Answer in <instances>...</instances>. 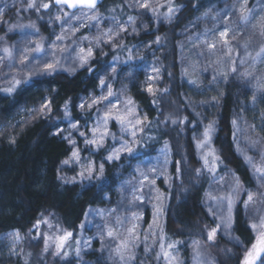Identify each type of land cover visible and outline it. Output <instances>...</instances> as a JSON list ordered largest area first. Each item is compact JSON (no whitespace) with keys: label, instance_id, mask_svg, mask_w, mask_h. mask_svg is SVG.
Listing matches in <instances>:
<instances>
[{"label":"trees","instance_id":"1","mask_svg":"<svg viewBox=\"0 0 264 264\" xmlns=\"http://www.w3.org/2000/svg\"><path fill=\"white\" fill-rule=\"evenodd\" d=\"M209 1L211 0H174L173 6L183 7L166 24L164 8L153 15L145 9L126 8L123 0H105L99 7L102 12L108 14V9H112L114 16L130 23L132 29L135 28L133 34L124 36V47L96 56L89 65L74 72L60 67L51 75L39 76L12 96L0 92V237L11 231H19L23 237L16 252L4 254L0 246V264H25L26 260L27 264H76L74 246L80 235V225H83L87 212L99 202L104 192V183L95 180L88 187L82 188L78 183L64 184L58 179L60 164L71 153L67 140L60 134L56 135L57 130L69 122L63 119V104L65 101L70 102L74 120L84 118L88 121L89 114L82 112L78 105L82 96L90 91H97V73L111 65L114 60L125 56L130 48L151 44L157 36L162 38L161 43L157 44L160 51L161 77L158 87H167L169 91L159 97L158 104H153V97L138 87L133 88L130 93L138 108L152 121V126L144 129L139 155L154 152L164 146V141H168L171 146L172 183L167 190L169 198L165 203L162 244L167 246L179 241L169 251L181 252L183 257L188 258L185 264H190L194 241H199L203 250L206 246L208 250L205 249V253L215 257L221 264H243L246 252L258 239L257 232L249 226L257 219V214L252 210L245 214L242 206L238 205L230 235L221 231L217 242L208 245L206 230L215 226V222L203 204L211 179L226 169L235 172L246 188H255L258 182L253 176L252 168L237 152L232 138L234 129L231 120L239 108L236 101L238 86L233 78L228 79L218 102L213 101L209 107L218 128L213 144L224 157V162L214 175L205 173L198 183H193V169L202 162L194 151L192 139L195 116L183 98L185 83L181 76L179 42L181 36L188 32V26L197 21ZM54 7L49 10H54ZM49 10L28 9L27 0H11L4 4L3 22H0V37H3L0 40V49L12 48L18 36L27 33L40 37L44 43L49 34ZM129 17H135L134 24L129 21ZM30 24H35L39 32L23 27ZM12 25L16 27L9 31ZM0 55L4 54L0 52ZM236 74L238 72L234 73L235 77ZM7 79L8 74L3 67L0 70V87L7 86ZM45 97L54 99V111L50 115L40 116L30 112L20 122H14L21 108H39ZM169 115L174 119L188 116L191 123L172 125L169 122L167 125L160 123L157 126L159 120ZM11 137L15 138V143L10 142ZM181 146L182 150H178ZM103 151H99V156ZM259 153L256 152L254 159L258 164ZM182 156L185 160L181 159ZM176 161H180L181 174L174 171ZM178 175L183 179V185L177 178ZM41 214L51 219V229L43 224L39 231L33 228ZM59 229H67L73 233V239L68 241L69 255L66 258L63 255L56 256L55 247H49L48 252L44 253L43 240L34 238L40 233L56 235ZM231 237H238L240 243L233 242ZM93 245L97 246L98 242L94 241Z\"/></svg>","mask_w":264,"mask_h":264},{"label":"rangeland","instance_id":"2","mask_svg":"<svg viewBox=\"0 0 264 264\" xmlns=\"http://www.w3.org/2000/svg\"><path fill=\"white\" fill-rule=\"evenodd\" d=\"M10 1L11 0L0 1V10H2V14L4 11V4L10 3ZM123 1V5L126 8L128 7L134 10L141 9L136 6L137 0ZM168 3L169 0H151V4L156 8L157 12L164 8V18L168 11ZM240 5L241 0H211L206 3L204 10L197 21L190 24L187 28L188 32L184 33L180 38L179 60L182 80L185 83V93H183V98L186 104L187 100L185 98H189L192 101V104L188 107L193 114V109L195 112H199L201 114L199 117L194 114L195 120L193 121L192 139L193 136L199 137L200 133L203 131L204 124H207L209 120H215L212 110L209 108L210 104L213 102L211 98L216 96L219 99L223 88L226 87L228 79L233 78L238 86L236 101L239 105L238 110H236L233 114V118L243 117L244 120L247 121L248 125H256L255 131L243 123L241 125L242 130L237 131L234 129L236 134L235 147L237 150L238 143L241 149H244L248 155H251L255 159L256 152L264 150V131H261V129L264 128V122L261 121L259 115V113L264 110V102H260L258 99L255 106L251 103V88L256 82L252 81L251 83H248L246 80L240 78L239 71H243L247 65L241 66L239 64H237L238 74H236V77L234 73H230L227 81L225 82L224 77L218 74L219 71L227 70V57L224 56L225 49H223L221 45H217V48L213 53L203 43H201L202 39L211 38L213 32L218 29H222L224 22H227L228 26L233 28L238 33L237 39L232 41V43L239 51L240 56L237 57L233 54V58L237 61H239L240 58H243L244 49L241 45L256 31L252 29L251 25L256 23V17L264 15V0H248L247 6L253 9V18L250 20L248 25L242 23L239 18ZM54 8V10H49V34L47 35L44 44L47 48L48 42L55 40L56 35H60L61 33L67 37L66 44L61 45V47L66 46L67 51L59 53L56 57L61 61V67L64 70L67 68H75V70L81 68L78 66V62L74 63V57L79 51V48L83 47L87 49L91 47L94 51V56L90 60L92 61L96 56H102L109 51L116 50L119 47L117 46V43L122 45L123 38L126 34H133L132 25L114 16L111 11L112 9H108L110 12L106 14L99 8H96L95 10L79 9L75 12H70L65 7L61 8L55 6ZM64 13H67V17L63 16ZM206 13L207 16L205 15ZM57 14L62 16V19L64 20L63 23L55 20ZM94 14H98L99 19H90V17ZM75 17H79L80 19L76 20ZM165 22L166 24L170 23L166 19ZM121 25L128 29L127 32H121L118 37H115L116 42L112 44L106 43L105 41L109 37L105 36L104 33H106L109 28H113L115 30L116 27ZM72 28H76L77 30L73 32ZM206 30L207 37H205ZM84 37H87V39H84ZM97 38H99V44H97ZM30 41L42 42L40 37L27 33L18 36L12 48L18 53L23 48L32 46L29 43ZM259 41L260 37L258 35L253 36L249 50L252 51ZM159 53L160 51L157 48V44L154 43L130 48L125 56L114 60L111 65L102 68L97 73L99 84L97 91H91L90 94L83 96L80 104L90 102V98L93 96L99 97L100 95L105 94L106 88L100 86V80H105L107 86H110L113 89V92L118 94V98L117 96H114L111 99L115 103L119 104L120 109L123 110L124 104L122 101L128 97L132 98L130 93L131 90L138 87L139 89L146 91L145 89L148 86L145 83L146 78L148 75H154L151 72V68L155 66L160 69ZM130 55L133 57L132 59H129ZM217 60H220V63H217ZM9 63H11V61L7 59V61L4 60L3 64L0 65V70L4 67L8 77L10 73L17 70L16 68L10 70L8 68ZM17 67H20L19 64H17ZM113 68L116 69L115 72L112 71ZM183 69L187 70V76L183 74ZM256 69L259 72H264V63H258L256 65ZM129 73L132 75H129ZM213 76H216L217 78L216 83H212ZM189 78L196 80L199 88L189 83ZM149 83L153 86H158L159 80L151 81ZM124 89L127 91L120 95ZM201 101H204L205 103H201ZM105 103L98 105L99 111L96 108H85L84 110H81L82 112L89 114L88 121L84 118L76 120L80 125L79 131L85 132L88 138H91L90 129L96 126V121L100 119L105 110ZM138 110L141 115H144L139 108ZM27 112V110L23 109L21 114L19 113L20 116L18 115L14 119V122H20ZM108 128L110 132L114 134L115 139H113L112 136L108 137L104 147L100 149L104 150L101 156H99L100 150L97 151L94 147L86 145L84 143L85 137H81L77 131L70 128V121L65 127L57 130V132H59L63 129V131L60 132V135L63 138L70 136L76 141V147L79 148L81 156L79 164L73 162L69 165H63L61 162L58 174L59 176L64 177V180L60 179L62 183H78L82 188H86L93 181H95V179L89 180L79 176V173L82 170L81 164H86L90 160L95 161L97 165L100 163L105 164L106 179L103 181L104 192L99 198V202L90 209L91 211L89 210L87 212L86 219L83 223L84 227L81 229L77 240L79 244L76 243L74 246V248L79 247L81 251L80 256H76V264H122L114 251L117 241L108 238L106 231L108 227H112L116 230L119 239H125L128 236L126 229L130 228L133 223L131 221V215L133 212L141 214V219L135 221V223L139 225L136 229V233L140 238L135 241L136 247L132 249L136 259L135 261H131L130 264H167L166 260L162 256L160 259L156 258L157 254L160 253L162 233L157 232L155 228L150 230L149 225L153 223V205L157 203L156 200L152 199V196L156 195L154 189H159L160 193L164 194L167 193L168 188H170L168 182L169 178H171L172 183V176L170 172L172 160L171 152L170 150L168 152L167 159L169 160V163L167 165L164 163L165 157L161 152V149H163L164 146L157 148L152 153H142L139 155V151H137L132 156H122L119 161L107 162L106 156L108 155L109 150L113 146L119 147V142L122 137L124 139H128V137L121 132L120 125L116 121H109ZM248 138L261 139V144H258L256 148H253L250 145ZM68 144L70 145L72 151L73 146L69 142ZM194 151L198 155L195 143ZM70 156L71 153L69 157ZM69 157L66 159H69ZM137 167L141 168L143 171H147L151 167H155L157 169V173H149L150 177L156 179V184L152 190H150L148 186L144 188V200L142 202H132V185L138 186L140 180L139 174L135 171ZM158 173L162 174L158 175ZM73 177H75V182H72ZM221 177L223 178V183H218L217 181ZM125 181H131V183L124 185ZM231 181V172L227 171V169L223 172H219L211 179L206 193H212L213 195L218 193L223 194L224 192H227L228 185ZM159 182L162 183L160 184ZM122 185H124V187H122ZM250 189L254 190L255 188L250 187ZM136 195H140V193H136ZM164 203H166V201ZM212 203L213 202L208 200L205 195L203 204L206 209L207 205ZM98 212H102V214H97ZM117 216L125 218L122 225L116 224ZM210 216L215 222V226L211 227L214 228L216 227L218 221L214 216ZM163 217L159 221L161 226L163 225ZM13 232L15 231L8 232L0 237V246L2 247L1 249L4 254L6 253L8 255L11 252H16L18 249L20 242L13 245L12 240L8 235ZM219 233L217 234V240ZM145 236L147 237L146 240L144 238ZM94 241L98 242L97 246L93 245ZM102 243L104 245L103 251H101ZM207 244L209 245L208 242ZM13 248H15V251L12 250ZM146 248L151 249V251H145ZM205 249L208 250L206 246L204 250L203 246H201L202 255L198 259L210 261L212 264H221L215 257H211L210 254L208 256L205 253ZM173 254L178 258L180 264H185L188 260V258L182 256L181 252H173ZM194 256V243H192L191 258L189 260L190 264H195ZM110 257L112 258L110 259ZM261 259H264V255ZM256 264H260V260H258Z\"/></svg>","mask_w":264,"mask_h":264},{"label":"snow or ice","instance_id":"3","mask_svg":"<svg viewBox=\"0 0 264 264\" xmlns=\"http://www.w3.org/2000/svg\"><path fill=\"white\" fill-rule=\"evenodd\" d=\"M98 0H40L37 3V0H27V8L28 9H35L36 11H40L41 9L49 10L51 7L60 6H67L69 8H77V7H87L90 10H95L97 6ZM174 5V0H169L168 11L165 14V19L169 22L174 17L175 13L179 10L180 7L183 5ZM248 0H241V5L239 8L240 12V20L245 25L250 23V20L253 18V9L249 8ZM136 6L141 9H145L147 11L152 12L153 15H156V8L152 6L151 0H137ZM115 11V9H113ZM207 16V13L205 14ZM64 17H67V13L63 14ZM76 20H79V17H75ZM90 19H99L98 14H94ZM115 19V18H113ZM256 23L252 24V29L256 30L252 36H249L246 39L241 47L244 49V57L240 58L239 61L233 58V54L239 57V51L234 47L232 41L237 39L238 33L231 27L228 26L227 22H224V26L222 29H218L217 31L213 32L211 38H205L201 40L210 51L214 53V50L217 48V45H221L223 49H225L224 56L227 57L226 64L227 70L226 71H219V75L223 76L225 82L230 73H237L238 67L237 64L247 67L244 68L243 71H239V76L241 79L246 80L248 83L255 81L256 83L252 86L251 91V103L253 106L256 105L257 100L259 99L260 102H264V72H259L256 69V65L258 63H264V15H260L255 18ZM55 20L60 21L61 23L64 22L62 16L57 14ZM129 21L134 24L135 17H129ZM0 22L2 21V10H0ZM16 25H12L8 30L12 31ZM23 27H29L34 29L36 32H39V29L36 28L35 24H30ZM145 27H147L145 25ZM77 29L72 28V31L75 32ZM127 28L124 26H118L115 28H109L105 36L109 37L105 42L112 44L115 41V37H118L121 32H127ZM133 31L135 32V28L133 27ZM258 35L260 37V41L256 45V47L250 51L249 48L251 47L252 38L253 36ZM205 37H207V30L205 32ZM3 37H0L2 40ZM87 39V37H84ZM67 37L61 33L60 35H56L55 40L48 42V47H45V44L40 41H30L29 43L32 45L30 47H25L20 50L18 53L14 51L11 47H5L0 49L4 55H0V65L3 64L5 59L11 61L8 64V68L11 70L16 68L17 70L13 73H10L8 79L6 80V87H0V92H3L6 96L14 95L18 90L24 88L25 86L31 84L37 77L44 76V75H51L57 71L58 68L61 67V61L57 59V55L59 53H63L67 51L66 46L61 47V45L66 44ZM162 38L157 36L153 43L160 44ZM99 38H97V44H99ZM117 46L124 47L117 43ZM198 47V46H197ZM254 53V54H253ZM202 54V53H201ZM94 56V51L91 47L85 49L83 47L79 48V51L76 53L74 57V63L78 62L79 67H84L85 65H89L90 60ZM133 57L130 55L129 59ZM217 63H220V60H217ZM19 64L20 67H17ZM69 72H74L75 68H67L65 69ZM91 70V69H89ZM113 72L116 71L115 68L112 69ZM151 72L154 75H148L146 78L145 83L148 85L146 87V92L153 97V104H158V99L160 96H164L168 93L169 89L167 87L161 89L158 86H153L151 81L159 80L160 77V69L153 66L151 68ZM185 76L188 75L187 70H182ZM129 75H132L129 73ZM171 75V73H169ZM217 78L216 76L212 77V83H216ZM189 83L197 86L199 88L198 82L189 78ZM100 86L106 88V93L100 95L99 97L93 96L90 98V102L81 103L78 107L81 110L93 109L96 108L98 111V105L105 103V110L100 117L96 121V126L90 129L91 138L86 136L85 132H80L79 128L80 125L78 121L74 120L72 117V112L70 109V102L65 101L63 104V119L70 121V128L78 132L81 137H85L84 143L88 146L94 147L95 150L99 151L101 148L104 147L107 139L109 136H112L115 139L114 134H112L108 128L109 121H116L119 123L121 132L124 133L128 139H124L123 137L120 140V146L115 147L113 146L106 156L107 162H115L121 160L122 156H132L134 155L140 148L141 144L143 143V134L145 127L152 126V121L148 118L147 114L141 115L135 101L128 97L122 101L124 104L123 110L120 109L119 104L115 103L111 98L117 96L118 94L113 92V89L110 86H107L105 80H100ZM127 90H122V95ZM187 100V105L189 106L192 104V101L189 98H185ZM212 101L218 102V97L213 96ZM201 103H205L201 101ZM54 99L45 97L43 102L40 104L39 108L30 109L29 111L33 113H38L40 116H48L54 111ZM194 114L196 116H200L199 112H195L193 109ZM260 119L264 122V110L260 113ZM172 125H184L191 123L188 116H184L182 118L174 119L171 115L165 117L163 120H159L157 126L160 123L162 124H169ZM242 123L247 125L249 128L255 131L256 125L251 124L248 125L247 121L244 120L243 117L240 118H233L231 120V125L233 129L240 131L242 130ZM195 127V126H194ZM183 129H181L182 131ZM61 129L56 135H59L62 132ZM218 131L217 128V121L216 120H209L207 124L203 125V131L200 133L199 137L193 136V141L195 143V148L198 153V158L202 162L199 167L193 169L194 177L193 183H198L200 178L204 176L205 173L214 175L216 171L219 169L220 165L224 162V157L218 152L213 144V137L215 133ZM264 131V128L261 129ZM68 142L73 146L71 151V156L69 159H65L62 161L63 165H69L73 162L79 164L81 161L80 150L76 147V141L72 139L70 136L64 137ZM233 141H236V134L235 131L232 133ZM149 139H153L149 137ZM249 139V143L253 148H256L258 144H261V139ZM11 143H15V138H10ZM171 146L168 141H164V147L161 149L165 159L164 163L167 165L169 163L168 152ZM182 150V146L180 149ZM237 152H239L245 161L253 171L254 178L258 181L255 189L246 188L243 185L240 177L236 175L235 172H232L231 169H227V171L231 172L232 181L228 185L227 192L223 194H216L213 195L212 193H205L208 200H211L213 203L207 205L208 213L216 218L218 223L216 227L207 229L206 230V239L209 244H215L217 242V234L221 231L224 232L225 235H230V229L232 228L235 222V215L237 206H242L245 214H247L250 210L254 211L257 214V219L253 220L250 223V228L257 232L258 239L250 250H248L245 254L243 264H256L257 260H260V264H264V259H261L262 255H264V150H261L260 155V163L258 164L251 155H248L244 149L239 147L237 143ZM182 160H185V157H181ZM81 171L79 176L81 178H87L89 180L95 179L99 182H103L106 179L105 176V164L100 163L96 164L95 161H88L86 164H81ZM135 171L139 174L140 180L139 185H132V194H133V201H140L144 200V188L148 186L150 190L154 189L156 184V179L150 177L149 173H157V169L155 167L149 168L147 171L141 170V168L137 167ZM174 171L177 174H181V167L180 161H176L174 165ZM162 173H158L160 175ZM180 179L181 185H183V179L180 175L177 176ZM58 179L64 180V177L58 176ZM68 182V181H65ZM72 182H75V177L72 178ZM169 186H171V178L168 179ZM218 183H223V178L221 177ZM131 181H125L124 185L130 184ZM122 185V187H124ZM156 195L152 196V199L156 200L157 203L153 205L154 210V217L153 223L149 225V229L155 228L157 232L163 233V227L160 224V219L163 217L166 209L165 201L169 198L167 193L161 194L159 189H154ZM136 193H140V195H136ZM243 197V198H241ZM91 211V210H90ZM115 211V210H113ZM97 214H102V212H98ZM141 219V214L137 212H133L131 215L132 226L127 228L126 231L128 236L125 239H119L116 230L112 227H108L106 231V235L108 238L116 240L115 246V253L118 257L119 261L122 264H130L131 261H135L136 257L132 249L136 247L135 241L139 240V235L136 233V229L139 227L135 221ZM125 218H121L119 216L116 217V224L122 225L124 223ZM46 225L49 229L53 227V223L49 217H45L41 214L40 219H38L33 228L39 231L41 225ZM58 227V226H57ZM84 225H80L82 229ZM31 231V230H30ZM12 240V244H18L23 237L19 231H15L13 233L8 234ZM36 239H42L44 243L43 252L47 253L49 247H55V255L67 257L69 255L68 252V241L73 239V233L68 231L67 229H59V233L56 235H48L45 233H40L39 236L34 237ZM145 240L147 237H144ZM233 242L239 244L238 237H231ZM51 241V243H50ZM79 244V242H76ZM179 241H175L172 243L160 245V253L157 254L156 258L160 259L161 256L166 260L167 264H180L178 258L169 250L174 249ZM194 261L195 264H212L210 261L198 259L201 257V245L199 241H194ZM104 245L102 243L101 251H103ZM15 251V248L12 249ZM75 255L80 256L81 251L80 248L77 247L74 249ZM145 251H151V249L146 248ZM28 255H31L30 253ZM112 257H110L111 259ZM27 264V260L25 262Z\"/></svg>","mask_w":264,"mask_h":264},{"label":"water","instance_id":"4","mask_svg":"<svg viewBox=\"0 0 264 264\" xmlns=\"http://www.w3.org/2000/svg\"><path fill=\"white\" fill-rule=\"evenodd\" d=\"M104 1L105 0H98L96 8L100 7L104 3ZM56 7H60V6H56ZM63 7H65L70 12H75L78 9H88L87 7H77V8H74V9L73 8H69L67 6H63Z\"/></svg>","mask_w":264,"mask_h":264},{"label":"bare ground","instance_id":"5","mask_svg":"<svg viewBox=\"0 0 264 264\" xmlns=\"http://www.w3.org/2000/svg\"><path fill=\"white\" fill-rule=\"evenodd\" d=\"M90 93H91V91H90L89 93H87L86 95H88V94H90ZM84 96H85V95H84ZM82 97H83V96H82ZM23 109H25V110L28 111L27 114H29V113L31 112V111H29L30 109H27V108H24V107H23V108L20 109V114H21V112H22ZM20 114H19V116H20Z\"/></svg>","mask_w":264,"mask_h":264}]
</instances>
